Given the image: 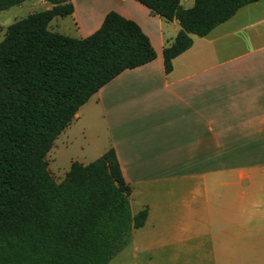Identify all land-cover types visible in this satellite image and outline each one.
<instances>
[{
    "label": "crops",
    "instance_id": "crops-1",
    "mask_svg": "<svg viewBox=\"0 0 264 264\" xmlns=\"http://www.w3.org/2000/svg\"><path fill=\"white\" fill-rule=\"evenodd\" d=\"M194 3L181 0L184 8ZM73 5L74 13L56 17L51 30L87 38L117 12L141 27L157 54L93 95L47 155L50 163L60 149L72 154L65 178L74 162L88 165L113 149L132 190V213L148 209L145 225L109 264H225V222L214 208L212 179L234 172L250 178L240 195L253 199L256 264H263L264 0L243 6L206 36L193 35L170 72L163 52L181 30L178 20L163 19L139 0ZM218 186L225 189V182Z\"/></svg>",
    "mask_w": 264,
    "mask_h": 264
},
{
    "label": "trees",
    "instance_id": "trees-1",
    "mask_svg": "<svg viewBox=\"0 0 264 264\" xmlns=\"http://www.w3.org/2000/svg\"><path fill=\"white\" fill-rule=\"evenodd\" d=\"M27 0H0V12ZM14 22L0 41V264H109L148 219L134 215L131 187L113 149L63 181L47 155L79 109L122 72L157 57L141 27L110 12L87 38L51 30L74 13L73 0ZM181 30L164 49L166 72L203 37L258 0H139Z\"/></svg>",
    "mask_w": 264,
    "mask_h": 264
},
{
    "label": "rangeland",
    "instance_id": "rangeland-1",
    "mask_svg": "<svg viewBox=\"0 0 264 264\" xmlns=\"http://www.w3.org/2000/svg\"><path fill=\"white\" fill-rule=\"evenodd\" d=\"M49 5L50 3L44 0H27L21 5L0 12V41L4 39L8 27L11 24L36 12L45 11ZM70 34L74 36V33ZM57 155V160L50 161V163L48 162V165L50 164L49 171L54 180L60 183L64 180L63 175L68 169L72 154L63 153L62 149H60ZM49 158L51 159V156ZM216 160L217 159H215V170L218 165ZM222 163L225 165V159L223 161L221 159L220 164ZM212 180L215 185L213 199L214 208L217 211L222 210V212H220V217H224L225 222V264H256L258 255L255 254L253 238V214L255 207L252 203L253 199H248L247 197L246 200H243V197L240 195V192L243 191L244 188L242 186V181H249L250 178H248L246 174L234 172L214 174ZM221 182H225V189H221L218 186ZM174 184H178V182L174 181ZM221 193L225 195V200L216 198V195ZM219 200H222V202ZM134 208L135 210L137 209V204ZM261 210L263 211L262 213H264V206L261 207ZM260 262L264 264V247Z\"/></svg>",
    "mask_w": 264,
    "mask_h": 264
}]
</instances>
